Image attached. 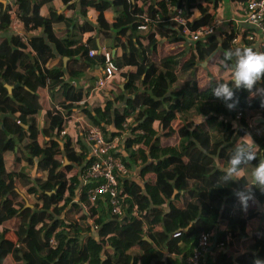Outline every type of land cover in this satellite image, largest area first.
Returning <instances> with one entry per match:
<instances>
[{"label":"trees","instance_id":"16d2710c","mask_svg":"<svg viewBox=\"0 0 264 264\" xmlns=\"http://www.w3.org/2000/svg\"><path fill=\"white\" fill-rule=\"evenodd\" d=\"M57 2L67 6L61 13ZM176 3L187 17L195 9L200 13L188 22L191 31L210 23L218 6V0ZM173 4L80 0L77 9L76 0L0 2V264H187L203 232L213 241L217 237L205 264L264 259V193L252 188L261 207L251 200L245 209L234 193L251 186L248 172L231 184L219 182V169L239 138L250 134L258 158L264 156V123L257 122L264 118V94L234 89L239 101L234 110L212 94L218 82L230 79L226 50L249 46L264 52V46H257L253 28L232 27L193 40L175 20ZM90 10L96 24L89 22ZM15 21L31 35H5ZM78 32L90 35L83 42ZM239 35L241 41L234 43ZM115 48L122 50L114 54L120 71L110 86L116 93L95 91L88 99L94 85L85 86L87 73L103 68L101 50ZM91 49L97 54L91 56ZM6 84L14 86L11 93ZM66 86L67 95L55 102ZM257 88H264V80ZM84 99L79 114L92 112V123L107 140L119 136L126 151L139 146L122 154L129 170L132 163L142 164L139 180L123 181L129 195L124 216L86 198L87 146L78 134L65 141L59 137L74 120L72 102ZM249 123L263 131L253 133ZM79 143L84 152L76 150ZM30 195L36 197L34 208L28 206ZM245 228L250 229L246 237ZM10 231L18 242L6 237ZM111 236L120 243L110 245ZM30 240L37 252L27 246Z\"/></svg>","mask_w":264,"mask_h":264},{"label":"built area","instance_id":"2783aa9c","mask_svg":"<svg viewBox=\"0 0 264 264\" xmlns=\"http://www.w3.org/2000/svg\"><path fill=\"white\" fill-rule=\"evenodd\" d=\"M246 2L243 13L244 22L258 32L256 44L262 47L264 46V0H247ZM175 10H178V14L174 16L175 20L183 25V32L193 40H198L211 34H217L219 27L224 22V19L221 17H213L212 21L206 26L191 31L188 28L190 18L183 15V8L178 7ZM145 27L146 26L143 25L141 28ZM247 38L254 40L255 35L249 33ZM240 41L241 35L233 40L234 43H239ZM101 51L104 52V63L102 74L94 81V90H107L110 94H115L116 92L112 90L113 88L110 86V83L120 69L115 61L113 52L106 49ZM95 54H97V50L91 49L90 55L93 56ZM76 85L77 83L73 82V86ZM90 97H88V99ZM85 101L86 99L80 102H72L73 108L75 109L74 120L72 122H82L81 124L84 130L83 135L87 142L88 153L86 157L89 163L86 164V169L82 174V183L85 187L84 195L92 202L98 200L104 202L112 215L124 216L127 213V198L129 195L124 192L123 181L128 176L130 170L127 166V161L124 159L122 153H120L123 150L122 141L119 136L107 140L101 128L92 123L90 119L92 112H89L84 119L80 116L78 108L79 105L84 104ZM125 125H127V123ZM68 134L69 131L67 127L60 132L59 137L62 141H65ZM80 148H76V150L78 152H84L83 147L80 146ZM131 148H133L135 153L139 146L135 144ZM133 213L139 215L136 206L134 207ZM50 242L53 246L57 245V240L55 238L51 239ZM212 243L213 239L211 233H201L198 244L193 254L188 258L187 264H205Z\"/></svg>","mask_w":264,"mask_h":264},{"label":"clouds","instance_id":"9594fccd","mask_svg":"<svg viewBox=\"0 0 264 264\" xmlns=\"http://www.w3.org/2000/svg\"><path fill=\"white\" fill-rule=\"evenodd\" d=\"M224 67L230 72V79L218 82L212 89V94L221 99L229 110H234L238 105L234 89H246L264 94V88H257L258 82L264 80V52L249 46L236 47L224 52ZM256 94V93H255ZM257 145L250 134L238 139L235 143L227 164L220 167L222 175L219 182L231 184L237 181L242 172L247 171L251 177V186H245L234 194L242 208H247L249 201L254 200L252 188L264 193V157L257 156ZM258 163L254 164V161ZM252 165L250 170L248 166ZM253 264H264V259L255 257Z\"/></svg>","mask_w":264,"mask_h":264},{"label":"crops","instance_id":"0c3cea01","mask_svg":"<svg viewBox=\"0 0 264 264\" xmlns=\"http://www.w3.org/2000/svg\"><path fill=\"white\" fill-rule=\"evenodd\" d=\"M4 1L5 2H2V0H0V2H2L5 6H7L9 3L14 2V0H4ZM76 1H77V9H78L79 5H80V0H76ZM180 1L183 3L184 0H180ZM197 1L201 2L203 4H205L206 1L207 2L208 1L217 2V0H197ZM246 1L247 0H218L217 8L215 10H212L213 15H216V16L224 19L223 24L219 27V29L217 31L218 35L228 31L232 27H236L240 30H243L246 28H253L250 25H248L247 23H245L244 19H243V16H244L243 13H244L246 3H247ZM56 5H57L58 13L63 12L67 8L66 5H64L63 3H60V2H57ZM45 11L48 12L47 10H45ZM76 14H77L76 21L81 20V18H79V13L77 12ZM199 15H200V13L198 12V10L195 9V10H193V13L189 18H190V20H192V19L197 18ZM113 16H116V12L113 13ZM109 18H111V17H109ZM89 19H90L89 22L96 24V15H95L93 10L89 11ZM13 33L14 34L15 33H22V34H26L27 36L31 35V34L26 33L24 31L23 27L18 25V22H16V21H15V24L13 25V28L4 34L10 36ZM89 35L90 34L84 35V34L78 32L76 37L79 38L80 41L84 42V40H86V38H88ZM113 35H115V34H113ZM111 39H113V38L112 37L106 38V41L108 40L107 42H110V41H112ZM97 41H98L99 48L101 49L99 31L97 32ZM189 42L190 41H188L187 44ZM121 51L122 50L120 48H115L114 54L121 52ZM58 58L59 57L50 60L49 66H54V64L57 63ZM207 63H208L207 61L203 62V65H207ZM41 67L42 66H37V69L41 68ZM101 74H102L101 66L94 67L90 72L87 73V76L85 78V80H86L85 86H90V84L94 85V80ZM116 81L120 82L121 79L120 80L118 79ZM68 90H69L68 86L64 87L63 89H60V91H58L57 94L55 95V102L59 101L62 97L66 96L68 93ZM94 92H95V90L91 89V91L89 93V97L92 96ZM58 97H59V99H57ZM80 116H82V115H80ZM255 117H257V116H254V118ZM82 118L84 119L86 117L82 116ZM130 121H132V119H130ZM250 121L251 120L249 118V122ZM78 123H82V122H78ZM249 125H250V123H249ZM250 129L252 130L253 133H257V134H259L263 131V128L261 126L259 127V126L250 125ZM68 131H69V134H72L74 136H76L78 134V136L81 137L82 141L87 146V142H86L85 137L83 135L84 132L81 131V128H79L76 123H74V122L70 123L68 126ZM80 146H81V144L79 143V144H77L76 148H80ZM86 150H87V147H86ZM131 151L134 153L133 148H130L128 151L123 149L121 153L126 157V156H128V153H131ZM129 161H131V160L129 159ZM141 168H142V164L135 165L134 163H132V165L130 167L129 174L125 179L139 180V173H140ZM244 173L247 174V171H245ZM41 175L46 176L47 173L43 172V173H41ZM146 176H147V178H150L153 176V174H147ZM29 197L31 198V195ZM32 203H33V201H32ZM253 204L261 207V204L259 203V201L255 197V195H254ZM249 234H250V229H248V228H245L242 231V235L245 237L248 236ZM10 235L14 236L15 238L9 237ZM6 237L15 243L18 242V236L14 231H10L9 233H7ZM108 242L110 243V245H116V244L120 243V238L117 236H111V237H109ZM27 246L29 247L31 252H37V250H38V245L34 240H30L27 243ZM31 246L35 247V249H32Z\"/></svg>","mask_w":264,"mask_h":264},{"label":"rangeland","instance_id":"374dc122","mask_svg":"<svg viewBox=\"0 0 264 264\" xmlns=\"http://www.w3.org/2000/svg\"><path fill=\"white\" fill-rule=\"evenodd\" d=\"M174 1V3L175 4H173V8L174 9H176V8H178V5H177V1L178 0H173ZM213 17L215 18V17H217L216 15H213ZM113 85V84H112ZM57 99H59V97L57 98ZM250 117H253V116H256V113H251L250 115H249ZM249 117V118H250ZM91 119V118H90ZM251 119V118H250ZM27 199V201H28V206L29 207H31V208H34V207H32V206H30V205H33V203H35L36 202V197L35 196H33V195H31V198L30 197H28V198H26ZM32 201H33V203H32ZM32 203V204H31ZM9 237H11V238H15L14 236H12V235H10ZM32 247V246H31ZM32 249H35V247H32Z\"/></svg>","mask_w":264,"mask_h":264},{"label":"water","instance_id":"95a60500","mask_svg":"<svg viewBox=\"0 0 264 264\" xmlns=\"http://www.w3.org/2000/svg\"><path fill=\"white\" fill-rule=\"evenodd\" d=\"M2 2H5V1L2 0ZM66 60H68V57L65 58V61H66ZM6 86H7L8 90H9L10 93H11V92L13 91L14 86H12V85H8V84H6ZM257 122L264 123V118H259V119L257 120ZM263 157H264V156H263ZM30 206H32V205H30ZM32 207H33V206H32ZM216 247H217V237H214V241H213V243H212V245H211V247H210V250L213 251Z\"/></svg>","mask_w":264,"mask_h":264}]
</instances>
